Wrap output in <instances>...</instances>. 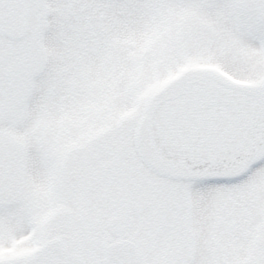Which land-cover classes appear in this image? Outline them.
Segmentation results:
<instances>
[{
	"label": "snow or ice",
	"instance_id": "snow-or-ice-1",
	"mask_svg": "<svg viewBox=\"0 0 264 264\" xmlns=\"http://www.w3.org/2000/svg\"><path fill=\"white\" fill-rule=\"evenodd\" d=\"M0 264H264V0H0Z\"/></svg>",
	"mask_w": 264,
	"mask_h": 264
}]
</instances>
